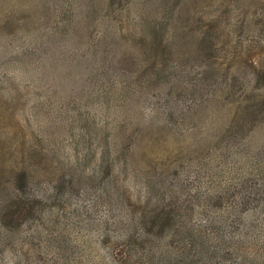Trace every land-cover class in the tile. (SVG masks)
<instances>
[{
    "label": "rangeland",
    "instance_id": "obj_1",
    "mask_svg": "<svg viewBox=\"0 0 264 264\" xmlns=\"http://www.w3.org/2000/svg\"><path fill=\"white\" fill-rule=\"evenodd\" d=\"M263 217L264 0H0V264H264Z\"/></svg>",
    "mask_w": 264,
    "mask_h": 264
},
{
    "label": "trees",
    "instance_id": "obj_2",
    "mask_svg": "<svg viewBox=\"0 0 264 264\" xmlns=\"http://www.w3.org/2000/svg\"><path fill=\"white\" fill-rule=\"evenodd\" d=\"M108 192H109V190H106L105 193H108ZM149 199L150 198L147 197L146 201H148ZM154 200H155V206L151 210H149L148 213H150V217L153 218V221L156 222L155 226L157 227L159 224L162 223L160 225V227H162L165 221H169V215L172 219L174 217L175 213L173 212V209L166 208V206H165L166 203L162 204V198L161 197H158V196L156 198L154 197ZM171 210H172V212H170ZM148 215L149 214H147L146 216H148ZM146 216L145 215L140 216L139 222L140 223L148 222V218H146ZM261 221L264 222V217L262 218ZM189 234H190V232L186 231V232H184V236H182V238H183L182 247H183V251L185 253L184 254L185 259L186 260H191V259L196 260L193 262L207 261L206 259L209 257L208 254H210V253H207L208 250L206 251L207 247L203 248L201 246L203 243L196 242L195 236L193 235V238H191V237H189ZM211 247H213V245H211ZM229 250L231 251V249L228 248V246L225 245L224 243H220L217 245L216 251H217L218 255L222 256L221 259H222L223 264H224L223 261L225 259L229 260V255H230ZM212 252H214V251H212ZM215 256H216L215 252L211 253V259L209 262H211ZM188 263H192V261H188ZM228 264H232V262L229 261Z\"/></svg>",
    "mask_w": 264,
    "mask_h": 264
}]
</instances>
